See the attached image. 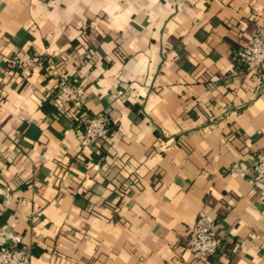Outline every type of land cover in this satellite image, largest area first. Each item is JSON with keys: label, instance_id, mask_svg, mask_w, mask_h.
Here are the masks:
<instances>
[{"label": "crops", "instance_id": "obj_1", "mask_svg": "<svg viewBox=\"0 0 264 264\" xmlns=\"http://www.w3.org/2000/svg\"><path fill=\"white\" fill-rule=\"evenodd\" d=\"M263 23L264 0H0V237L32 264H264V65L231 74ZM60 72L109 110L102 145L54 103ZM209 220L235 249L196 260Z\"/></svg>", "mask_w": 264, "mask_h": 264}, {"label": "built area", "instance_id": "obj_2", "mask_svg": "<svg viewBox=\"0 0 264 264\" xmlns=\"http://www.w3.org/2000/svg\"><path fill=\"white\" fill-rule=\"evenodd\" d=\"M43 61L40 55L26 51H16L9 59L11 68L19 69L23 75H28ZM233 76L260 77L264 65V23L252 34L250 41L235 57ZM62 60H50V68L58 72ZM264 89V81L258 85V90ZM85 90L75 83L69 75L58 73L56 90L53 95L54 103L59 109L67 107L77 111L78 121L84 126L82 131V147L100 146L108 139L111 128L109 126V110L91 115L84 105ZM253 183L264 185V148L256 154V162L252 168ZM218 224L213 220L203 224L198 221L191 226L181 243L183 252L191 253L196 260L212 261L216 256L226 255L234 251L231 242L224 240L217 232ZM32 253L27 247L10 248L0 246V264H32ZM183 256H180L181 261Z\"/></svg>", "mask_w": 264, "mask_h": 264}, {"label": "water", "instance_id": "obj_3", "mask_svg": "<svg viewBox=\"0 0 264 264\" xmlns=\"http://www.w3.org/2000/svg\"><path fill=\"white\" fill-rule=\"evenodd\" d=\"M0 246H8L10 248H17L19 246V240L12 237L4 235L0 237Z\"/></svg>", "mask_w": 264, "mask_h": 264}, {"label": "trees", "instance_id": "obj_4", "mask_svg": "<svg viewBox=\"0 0 264 264\" xmlns=\"http://www.w3.org/2000/svg\"><path fill=\"white\" fill-rule=\"evenodd\" d=\"M33 54V53H32ZM44 61V60H43ZM109 126H110V123H109ZM111 128V127H110Z\"/></svg>", "mask_w": 264, "mask_h": 264}]
</instances>
